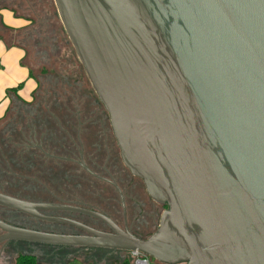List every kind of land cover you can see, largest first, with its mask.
Here are the masks:
<instances>
[{"label": "water", "instance_id": "95a60500", "mask_svg": "<svg viewBox=\"0 0 264 264\" xmlns=\"http://www.w3.org/2000/svg\"><path fill=\"white\" fill-rule=\"evenodd\" d=\"M40 2L109 112L124 164L168 207L142 238L93 210L0 192L1 206L91 234L0 219V243L129 250L165 264H264V0ZM42 208L87 213L113 232Z\"/></svg>", "mask_w": 264, "mask_h": 264}, {"label": "rangeland", "instance_id": "374dc122", "mask_svg": "<svg viewBox=\"0 0 264 264\" xmlns=\"http://www.w3.org/2000/svg\"><path fill=\"white\" fill-rule=\"evenodd\" d=\"M6 4L14 7L18 14L29 17L33 21V23L31 22L32 26L25 34L20 33L15 37L12 36V38L5 32L3 34L6 35L7 41H19L26 47L27 55L24 62L31 68L34 77L39 80V86L31 106H24L21 102L15 101L7 109L4 116L0 118V192L5 194L8 192L18 193L19 197L17 198L33 202L39 197L25 196L26 191L21 189H24L23 185L26 180L22 179L26 176V171L31 168L26 166V161L34 160L36 162L37 160V156L34 157L33 155L36 150L27 151L26 144L33 139L31 145H33L32 147L36 145V136L38 132L40 135L42 130L38 129V125H42V120L47 124L46 130L48 132V128L53 131V127H60L58 138L63 140L69 136L70 130H73L76 125L75 123L83 124L84 115L88 116L86 118L87 124L90 123V117H95L94 126L86 125L88 127L85 133V137H88L87 141L83 136V131H79L81 135L74 133L77 138L81 137L83 142L85 141L87 150L90 149L91 153L100 148L103 150L106 146L104 133L106 129L102 123L103 113L97 111V108L100 107L95 106V103L94 105L90 103V99L86 95L89 93L88 85L73 62L40 0L0 1V5ZM90 108L95 109L96 112L87 111ZM97 117H99L98 120ZM31 126L32 128H30ZM31 129L33 131L32 136L29 135ZM100 132L101 134H99ZM33 167L35 168V165ZM150 199L152 198L150 197ZM152 201L155 203L153 206L157 211L154 217L140 228L150 230L149 228L152 227L153 233L159 225L164 210H161L153 199ZM147 213L151 212L147 211ZM0 219L3 221L9 219L23 225L28 224L26 216H14L8 209L2 207H0ZM154 227L155 229H153ZM32 251L39 256L41 261H49L42 253L43 248L39 246L28 245L23 242H7L0 243V264H11L18 254ZM82 257L85 256L82 255ZM138 258L147 259L150 264H163L155 258V260H151L144 253L135 255L129 250L102 251L98 249H92L89 261L84 260V263L124 264V261H127L128 264H139Z\"/></svg>", "mask_w": 264, "mask_h": 264}, {"label": "trees", "instance_id": "16d2710c", "mask_svg": "<svg viewBox=\"0 0 264 264\" xmlns=\"http://www.w3.org/2000/svg\"><path fill=\"white\" fill-rule=\"evenodd\" d=\"M0 1H3V0H0ZM3 9H10L14 13H16L20 18H27V20L30 21V25L32 26V23H33L32 19H29V17H26L22 14H18L17 10L14 7L9 6L8 4L0 5V11ZM30 27L28 26V27L22 28V29H15L13 27H9L8 25L5 24V22L3 20V16L0 13V32H2V34H0V41H4L8 45H11V46L23 47L26 50V55H27V49L23 44H21L19 41H11V42L7 41L8 39H7L6 35L4 36L3 33L5 32L8 36H10V38H12V36L15 37L17 34L19 35L20 33L25 34V32L28 29H30ZM72 48H73L72 52H73L74 56H76V52H75L73 45H72ZM78 62H79V67L81 66L83 69L85 79L88 80V82H89L88 83L89 93H87L86 95H88V97L90 99L89 101L92 105H94V103H95V106L100 107V108H97V111H101V113H103L102 123H103L104 128L106 129L104 131L105 141L107 142L108 140H110L112 142V144L115 145V149L117 151L118 158L120 159V163L122 164V167L124 168V170L131 173L130 170L124 164L122 156H121L120 148L118 147V144L116 143L117 140H116L114 132H113L109 112L107 111L104 104L101 102L98 94L94 90V88H93V86H92V84H91V82H90V80L86 74L84 66L80 62L79 58H78ZM30 76L32 78H34L38 84L36 89L33 92V98H34V95H35V93L38 89V86H39V80L34 77V75L32 74L31 68H30ZM65 79L67 80V78H65ZM23 85H24V82H21L17 86L7 88L6 89V95L9 96V95L13 94L16 97V101L21 102L22 105H24V106H31L33 99L31 102H27L19 96V93H18L19 89H21L23 87ZM89 110H91V112L92 111L96 112V110L92 109V108L88 109L87 111H89ZM83 112H85V111H83ZM50 114H51V112H50ZM84 117L82 119L83 124L75 123L76 125L73 127V130H70L69 136L67 138L65 137L63 140L58 138L60 135V127L59 128L53 127L52 128L53 131H51L48 128V130H49V132H48L46 130L47 129L46 127H48V126L45 123V121L42 120V123H41L42 125H38V129H42V130H41V134L39 135V132H38V135L36 136V139H37L36 145L34 147H32L33 145H31V144H32L33 139H32V141L27 142L26 150L27 151L28 150H36V152L34 151L35 153H33V155H34V157L37 156V160H36V162L34 160H32V161L27 160L26 161V166H30L31 168L28 171H26L27 172L26 176H24L22 179V180H26V183L23 185L24 189H21V190L26 191L25 196H38L39 197L38 199L34 200L33 202H38L40 200H44L45 198L48 197L49 192H56L54 190V186L52 184L46 183L42 180L44 174L59 175V176H61L60 178H64L65 177L64 175L69 174V175H73L74 178H76L77 180H80V175H83L84 173H86L81 168V166L77 162V160H79V158H81L83 151L85 153L84 156L89 157V155L91 154V150L90 149L87 150L85 141L83 142L81 137L77 138L76 134L78 133L77 135H79V133H80L79 131H83V136L85 137V133L88 130V127L86 125L94 126L93 124L95 123L96 118L90 117V120H89L90 123L87 124L88 121L86 118H88V116L84 115ZM98 118L99 117H97V120H98ZM39 121H41V120H39ZM30 128H32V126ZM32 132L33 131L31 129V132L29 133L30 136L33 135ZM74 133H76V134L74 135ZM95 134H97V133H95ZM99 134H101V132ZM112 134H113V136H112ZM80 135H81V133H80ZM102 136H103V133H102ZM95 137H96V135H95ZM87 138L88 137H85L86 141H87ZM99 151H101V148L98 151L96 150L93 153H96ZM34 165H35V168L33 167ZM139 179L141 181H143L141 178H139ZM72 185H73L72 183L71 184L66 183L65 187L66 186H72ZM65 187H63V186L59 187V190H62ZM8 194L15 196V197H19L18 193H12V192L9 193L8 192ZM0 207L8 209L12 213V215H14V216H17V217L26 216L28 218L27 219L28 224H26V225L14 222V221L9 220V219H5L6 222H8L12 225L27 227V228H32V229H43V228H45L46 230L52 229L55 226L54 225L55 222H51V221L45 222V221L40 220L37 217L23 213L21 211H18V210L12 209V208H8L5 206H1V205H0ZM167 207H168V205L166 204L164 206V208L166 209ZM0 231H1V233H0V235H1L3 233V230L0 229ZM12 242H23L24 244L39 246V247L43 248L42 253H43L44 257L49 261H46V260L41 261L39 259V256L32 251V252L18 254L17 257L15 258V260L11 264H69V263H74L77 260L89 261V257L91 255L92 249H98V250H102V251H114V250L122 251L121 249H112V248H105V247L83 246V245H67V244H50V243L33 242V241H27V240H11V241H9V243H12ZM82 255H84L85 257H82ZM148 257L151 258V260H155L151 256H148ZM124 264H128V262L124 261ZM163 264H165V263H163Z\"/></svg>", "mask_w": 264, "mask_h": 264}, {"label": "flooded vegetation", "instance_id": "af4514ba", "mask_svg": "<svg viewBox=\"0 0 264 264\" xmlns=\"http://www.w3.org/2000/svg\"><path fill=\"white\" fill-rule=\"evenodd\" d=\"M82 153L77 162L86 173L80 175V180L69 174L64 175V178H60L59 175L44 174L42 180L52 184L56 192H49V198L36 203L72 205L93 210L110 217L119 227L128 229L134 235L142 238L148 237L152 233V227L149 228L150 230L140 227L154 217L157 211L153 206L155 203L150 199L143 181L124 170L115 145L107 141L103 150L92 152L89 157L84 156V151ZM66 183L73 185L65 187ZM62 186L65 188L59 190ZM158 205L161 210H165V205ZM40 212L50 217L71 219L99 231L113 232L108 223L87 213L48 208H42ZM54 225L49 230L45 228L36 230L69 235H91L88 231L67 222H55Z\"/></svg>", "mask_w": 264, "mask_h": 264}, {"label": "crops", "instance_id": "0c3cea01", "mask_svg": "<svg viewBox=\"0 0 264 264\" xmlns=\"http://www.w3.org/2000/svg\"><path fill=\"white\" fill-rule=\"evenodd\" d=\"M6 25L15 29L30 27L27 18H20L10 9L0 11ZM26 50L23 47L11 46L4 41H0V118L4 116L7 109L16 101V97L11 94L6 95V89L17 86L21 82L24 85L19 89V96L27 102L33 99V92L37 87V82L30 76V67L24 62ZM85 264L82 260H77L74 264Z\"/></svg>", "mask_w": 264, "mask_h": 264}, {"label": "built area", "instance_id": "2783aa9c", "mask_svg": "<svg viewBox=\"0 0 264 264\" xmlns=\"http://www.w3.org/2000/svg\"><path fill=\"white\" fill-rule=\"evenodd\" d=\"M133 254H135V255H140V253H138V252H133ZM138 263L139 264H149V261L147 260V259H140V258H138Z\"/></svg>", "mask_w": 264, "mask_h": 264}]
</instances>
